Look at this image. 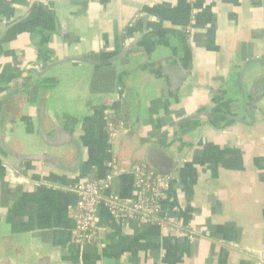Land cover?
Here are the masks:
<instances>
[{
  "label": "crops",
  "instance_id": "obj_1",
  "mask_svg": "<svg viewBox=\"0 0 264 264\" xmlns=\"http://www.w3.org/2000/svg\"><path fill=\"white\" fill-rule=\"evenodd\" d=\"M34 3L48 12L23 20ZM18 20L0 53V135L11 152L60 167L18 164L0 147V264H264V67L240 79L246 63L264 60V0H0V34ZM52 51L51 62L93 57L96 66L30 72ZM170 56L182 75L172 91ZM141 66L151 68L135 73ZM125 104L131 128L110 139L105 116ZM200 111L215 124L194 118ZM155 147L172 162L159 211L184 236L115 221L101 204L97 241L78 244L74 187L101 181L115 161L111 190L132 199L131 169ZM18 165L21 183L5 170Z\"/></svg>",
  "mask_w": 264,
  "mask_h": 264
},
{
  "label": "built area",
  "instance_id": "obj_2",
  "mask_svg": "<svg viewBox=\"0 0 264 264\" xmlns=\"http://www.w3.org/2000/svg\"><path fill=\"white\" fill-rule=\"evenodd\" d=\"M192 3L194 0H188ZM191 24V22H190ZM191 26L185 29L189 34ZM123 131L122 127L115 129L107 124L110 139L116 133ZM115 161L109 163L110 171L101 181L82 179L73 189L76 195V204L72 213L74 221V235L76 242L81 246L96 242L95 225L98 207L103 204L106 211L115 221H134L140 224L156 226L161 232L171 235L184 236L178 222L163 217L159 205L170 185V177L157 174L145 162L135 164L131 169L134 180V197L132 199L120 198L111 190L114 173L119 169ZM106 193V195H105ZM181 230V231H180ZM188 239H194V233L188 231Z\"/></svg>",
  "mask_w": 264,
  "mask_h": 264
},
{
  "label": "water",
  "instance_id": "obj_3",
  "mask_svg": "<svg viewBox=\"0 0 264 264\" xmlns=\"http://www.w3.org/2000/svg\"><path fill=\"white\" fill-rule=\"evenodd\" d=\"M44 5V4H43ZM43 5H38L37 3H34L33 5H31V7L29 8L28 12L26 13L25 17H23V20L27 19L29 17V15H32L34 13V10L36 9H41L43 8L44 6ZM45 10L46 7H44ZM48 12V10H47ZM21 24L20 20L18 21H15L14 23H10L9 25L5 26L4 29L2 30L1 34H0V53L3 52V48L4 46H2V44L4 42H6L10 37H11V30L14 29L15 26H17L18 24ZM60 26V25H59ZM60 29L61 31L64 33V38H67V39H74V36L71 35V34H66L67 33V29H66V24L64 22H62V25L60 26ZM46 34V33H45ZM174 34L177 35V38L179 39V41L182 42V49L184 51H186L187 53H189V50H188V44H187V41L185 39V37L179 32H174ZM55 35L59 36V31L55 32ZM48 37V36H47ZM75 40V39H74ZM139 42L131 45L129 47L130 50H133V49H137V45ZM129 50V51H130ZM53 51L51 52V54H49V58L48 59H44V60H39L37 61V63H35V66L31 69L30 72L32 73H35L37 72L36 70L42 66L43 64H46L47 65V69H50L52 66H56L58 64H65V63H69L73 60L75 61H81V62H84L88 65H92V66H96L95 62H93L95 60V58L93 57H82V58H76V59H66L64 61H60L59 63H54V62H51L52 60V56H53ZM123 57H125L126 55H122ZM121 58V56L119 57ZM104 59V58H102ZM165 61L167 60H172L174 61L175 64L173 65H169L166 70H165V74L170 78L172 79L169 84H170V90H175L176 87L178 86L179 82L178 79H181L182 78V75H177L176 77V74H175V69H174V65H177L178 61L175 57L173 56H170L168 58H165L163 59ZM101 61V60H100ZM101 62H104V61H101ZM109 62V61H108ZM161 61H157L154 65L155 68H157V65L160 63ZM106 63V62H105ZM104 64V63H103ZM253 65H259V66H263L264 67V60L262 59H254V60H251L249 61L248 63L245 64L244 68L242 69V71L240 72V79L243 78L244 74H247L249 72V69L250 67H253ZM149 69L151 67L149 66H141L139 67V69L135 70V73L137 71H139L140 69ZM155 73V72H154ZM49 75V74H48ZM22 82V81H21ZM242 84L241 80H240V85ZM256 90H257V87H256ZM246 95H248V93L246 92ZM249 96H251L249 98V107L252 108V109H256V103L258 102V97L259 95L255 93H250ZM201 113H204V111H200L199 113H197L194 118H197L200 116ZM211 115V113H210ZM238 120V119H237ZM53 123H54V127L56 129V131L62 135L65 134V137H66V140L65 142L68 143L70 141V138L71 136L67 133V132H64V131H61V129H59L58 127V122L55 121V120H52ZM47 144H48V141L44 140ZM156 143V146H158L159 144L157 143V141L155 142ZM0 147L6 152L7 155H9L10 157H12L13 159H16V161H18V164H21L25 161H35V162H43V161H46V162H49L51 163L52 165L54 166H58L60 167L57 162L52 158L50 157L49 155H46V154H31V155H27V154H17V153H13L11 152L7 145H6V139L2 138V136L0 135ZM140 161L142 162H145L147 163L157 174L161 175V176H166V175H169L171 170H172V162L169 158V156H167L161 149L159 148H152V149H149L146 154H145V158L143 159H140ZM7 172L9 171V175L15 179H20L19 177V174L21 172V166L18 165L15 167L14 171L13 170H9L8 167L6 166V169H5ZM17 181V183H21L22 181Z\"/></svg>",
  "mask_w": 264,
  "mask_h": 264
},
{
  "label": "trees",
  "instance_id": "obj_4",
  "mask_svg": "<svg viewBox=\"0 0 264 264\" xmlns=\"http://www.w3.org/2000/svg\"><path fill=\"white\" fill-rule=\"evenodd\" d=\"M211 116L212 117H211L210 122H212L214 125L216 122L215 113H213ZM130 119H131L130 110L128 109L127 105L125 104L118 114H115V115L106 114V116H105L106 128H107V124H111L115 129H118L119 127H122V129H124V130L130 129L131 128ZM89 181H96V180L89 179Z\"/></svg>",
  "mask_w": 264,
  "mask_h": 264
},
{
  "label": "flooded vegetation",
  "instance_id": "obj_5",
  "mask_svg": "<svg viewBox=\"0 0 264 264\" xmlns=\"http://www.w3.org/2000/svg\"><path fill=\"white\" fill-rule=\"evenodd\" d=\"M202 115H204L205 117L208 118L209 121H211V117H212V116H211L209 113L207 114V113L204 112V113H201V114H200V116H202ZM200 116H199V117H200Z\"/></svg>",
  "mask_w": 264,
  "mask_h": 264
}]
</instances>
